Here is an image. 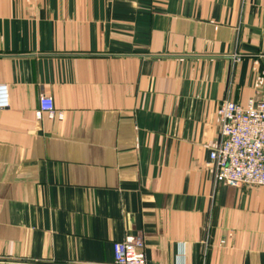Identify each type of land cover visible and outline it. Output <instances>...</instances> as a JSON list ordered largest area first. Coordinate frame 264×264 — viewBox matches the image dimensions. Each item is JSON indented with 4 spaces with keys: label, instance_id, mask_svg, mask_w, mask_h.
<instances>
[{
    "label": "crops",
    "instance_id": "crops-1",
    "mask_svg": "<svg viewBox=\"0 0 264 264\" xmlns=\"http://www.w3.org/2000/svg\"><path fill=\"white\" fill-rule=\"evenodd\" d=\"M0 83V264L138 234L147 264H264V186L207 165L220 103L264 100V0H0Z\"/></svg>",
    "mask_w": 264,
    "mask_h": 264
},
{
    "label": "built area",
    "instance_id": "built-area-1",
    "mask_svg": "<svg viewBox=\"0 0 264 264\" xmlns=\"http://www.w3.org/2000/svg\"><path fill=\"white\" fill-rule=\"evenodd\" d=\"M241 56L236 55V59ZM10 107V90L0 83V109ZM63 120L52 96L40 97L36 115L41 119ZM220 142L211 149L207 165L215 172V181L232 186H264V100L253 98L242 105L225 100L217 109ZM115 264H147L144 237L128 235L113 245Z\"/></svg>",
    "mask_w": 264,
    "mask_h": 264
}]
</instances>
